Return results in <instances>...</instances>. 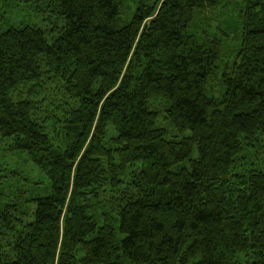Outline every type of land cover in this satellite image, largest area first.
Returning a JSON list of instances; mask_svg holds the SVG:
<instances>
[{"label": "trees", "instance_id": "16d2710c", "mask_svg": "<svg viewBox=\"0 0 264 264\" xmlns=\"http://www.w3.org/2000/svg\"><path fill=\"white\" fill-rule=\"evenodd\" d=\"M0 141V264H264V0H0Z\"/></svg>", "mask_w": 264, "mask_h": 264}, {"label": "rangeland", "instance_id": "374dc122", "mask_svg": "<svg viewBox=\"0 0 264 264\" xmlns=\"http://www.w3.org/2000/svg\"><path fill=\"white\" fill-rule=\"evenodd\" d=\"M126 2L129 4L130 9L134 10V0H126ZM21 14L26 16L27 13L22 12ZM29 22L44 30L52 28V26L46 27L43 19L32 17ZM51 87H48V89L51 88V91H48L47 95L50 96L51 92L53 95H60L58 88ZM41 109V115H44L50 112L51 106L45 102ZM159 125L167 129L170 136L173 135L170 125L164 122L163 117L160 118ZM194 153H196V150ZM47 182L26 155L10 152L9 143L0 141V190L6 193L8 199L12 198L13 195H20L23 200L46 195L48 194Z\"/></svg>", "mask_w": 264, "mask_h": 264}]
</instances>
